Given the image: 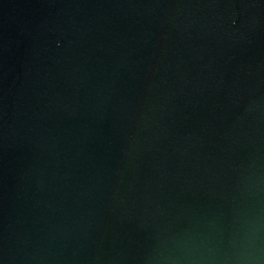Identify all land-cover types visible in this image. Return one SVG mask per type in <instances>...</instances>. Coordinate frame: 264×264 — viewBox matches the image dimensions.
Instances as JSON below:
<instances>
[{
	"label": "water",
	"instance_id": "1",
	"mask_svg": "<svg viewBox=\"0 0 264 264\" xmlns=\"http://www.w3.org/2000/svg\"><path fill=\"white\" fill-rule=\"evenodd\" d=\"M0 264H264V0H0Z\"/></svg>",
	"mask_w": 264,
	"mask_h": 264
}]
</instances>
